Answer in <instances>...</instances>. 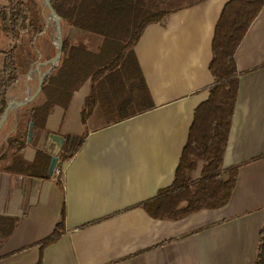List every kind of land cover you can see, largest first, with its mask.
Returning <instances> with one entry per match:
<instances>
[{
	"label": "crops",
	"instance_id": "crops-1",
	"mask_svg": "<svg viewBox=\"0 0 264 264\" xmlns=\"http://www.w3.org/2000/svg\"><path fill=\"white\" fill-rule=\"evenodd\" d=\"M228 1L194 0L171 9L176 11L164 27L144 30L135 55L146 91L115 112L120 122L106 124L99 103L82 124L80 112L90 91L86 82L66 110L55 108L45 129L33 131L19 155L27 165L39 152L50 163L44 146L51 133L64 138L60 156L77 149L61 163L60 181L48 175V168L44 179L43 170L37 176L0 167V220L13 225L8 237H0V264H35L33 246L59 223L62 207L66 233L44 250L42 264H253L264 226V160L258 158L264 154V7L234 57L243 75L222 168L248 163L238 171L230 202L178 221L155 220L139 207L173 181L193 112L213 83L208 70L213 28ZM70 28L66 34L72 42L90 48L103 42L98 35ZM10 45L0 31V51ZM2 60L0 54V79ZM31 80H24L26 90ZM147 92L153 108L132 114L147 104ZM125 99L121 95L120 103ZM92 119L96 125L81 134ZM7 128L8 120L0 147ZM201 170L197 163L193 180Z\"/></svg>",
	"mask_w": 264,
	"mask_h": 264
},
{
	"label": "trees",
	"instance_id": "trees-1",
	"mask_svg": "<svg viewBox=\"0 0 264 264\" xmlns=\"http://www.w3.org/2000/svg\"><path fill=\"white\" fill-rule=\"evenodd\" d=\"M42 0H0V31L11 40L7 51H0L2 68L0 79V119L7 108L11 87L20 77L35 68L40 50L44 57H55L52 45L55 36L44 34L46 22L40 11ZM170 0H50L60 17L63 45L60 63L43 81L36 99L17 111L18 126L0 147V167L6 172L32 171V175L48 179L49 157L39 152L32 165L20 158L27 147L30 124L33 131L45 129L46 120L55 108L66 110L74 94L86 83L90 91L80 112L85 125L97 105L103 109L106 124L121 121V112L136 93L146 91L135 48L144 30L150 25H166L176 10L166 8ZM164 3V6H163ZM166 6V7H165ZM264 7V0H229L214 24L211 40L209 73L213 83L207 88V99L193 112V120L186 143L175 170L171 185L139 205L155 220L178 221L201 211H215L225 207L236 187L239 169L246 163L227 169L222 159L228 144L231 121L239 90V73L235 53L252 23ZM48 10L46 9V12ZM67 27L103 38L99 47L90 48L67 37ZM38 37V38H37ZM52 50L55 55H52ZM46 71L44 69L41 75ZM40 75V76H41ZM37 81L39 75L36 77ZM31 83L29 82V85ZM17 89L21 94L26 84ZM125 101H119L121 95ZM147 104L135 113L153 108L150 95ZM24 100L20 99V101ZM14 127V117L8 120L6 134ZM77 149L64 156L58 165L71 159ZM264 160V154L258 157ZM197 163H202L200 177L192 179ZM62 179V174L58 179ZM215 225V224H214ZM213 225V226H214ZM13 225L0 220V237H8ZM195 231L193 233H197ZM66 233L65 210L61 209L59 223L53 231L34 244L38 252L35 264H42L44 250L58 242ZM1 259V258H0ZM253 264H264V226L260 230Z\"/></svg>",
	"mask_w": 264,
	"mask_h": 264
},
{
	"label": "water",
	"instance_id": "water-1",
	"mask_svg": "<svg viewBox=\"0 0 264 264\" xmlns=\"http://www.w3.org/2000/svg\"><path fill=\"white\" fill-rule=\"evenodd\" d=\"M42 9L48 10L49 15L46 17L44 14L42 16L45 19L46 22V28L44 31V34L47 33L49 30L55 31V46H56V55L52 59H43L40 52H38V61L36 62L35 68H33L25 78L20 77L16 83L11 87L18 85L19 83L23 82L24 80L29 81L33 79L35 73L39 71V68L44 65L48 64L47 70L39 77L38 83L36 86V91L32 94L33 89H27L26 92L23 94L25 99L23 101H12L9 98L7 99V108L3 114V116L0 119V134L2 133L5 123L7 122L9 116L12 114L14 117V127L12 128L11 132H9L5 137L4 140L6 142L7 138L12 135V133L16 130L18 126V121L16 119L17 111L25 107L29 104H31L35 98L37 97L38 93L40 92L41 86L43 84L44 79L54 70L58 67L62 55V45H63V32L60 26V17L55 13L53 8L51 7L50 0H43L42 3ZM38 38V37H37ZM33 138V125L30 124L28 135H27V143H31ZM64 144V138L56 135L54 133L48 134L44 151L50 156V163L48 167V175L52 176L55 167L58 165L59 162V156L62 151V147Z\"/></svg>",
	"mask_w": 264,
	"mask_h": 264
},
{
	"label": "rangeland",
	"instance_id": "rangeland-1",
	"mask_svg": "<svg viewBox=\"0 0 264 264\" xmlns=\"http://www.w3.org/2000/svg\"><path fill=\"white\" fill-rule=\"evenodd\" d=\"M192 1H194V0H170V2L166 4L167 7H166V6H165V7L168 8V9H173V8H177V7H180V6L186 5V4H188V3H191ZM42 3H43V0H42V2H41V4H40L41 15L44 14L46 17H48L49 12H48V11L46 12V10H43V9H42ZM43 18H44V17H43ZM67 29H68V31L71 30L70 27H67ZM48 32H50V30H49ZM48 32H47V33H48ZM45 34H46V33H45ZM82 39H83V38H82ZM52 45H53V47L56 48V46H55V39H54V41L52 40ZM91 45H92V44H91ZM38 52L41 53L40 50H38L37 53H38ZM41 55H42V53H41ZM52 55H53V56L55 55V53H54L53 50H52ZM42 58H43V59H44V58L46 59V58H48V57H44V56L42 55ZM51 58H53V57H49L48 59H51ZM44 69H47V66H42V67L39 68V71H38L37 73H35L33 79L30 81V83H31V84H30V87H28L27 89H30V88L33 89L32 86H33L34 88H36L37 83H38L36 77H37L38 75H39V77H40L41 72H42ZM22 78H25V77H22ZM22 83H25V81L19 83L17 86H19V87L21 88L20 85H22ZM19 87H17V89H18ZM11 89H12L11 96L8 97L10 100H15V99H16V101H20V99H23V98L25 97L23 94L25 93V90H26V89H24V92L21 93V94L17 93V92H19V91H17V89L13 90L14 87L11 88ZM32 93H33V92H32ZM31 95H32V94H31ZM17 97H18V98H17ZM10 116H11V115H10ZM10 116H9V118H10ZM9 118H8V120H9ZM96 123H97V122H96L95 119L90 120V121H89V125H88V127H87V128H84V129L82 130V133H81V134H83V132H85L88 128L92 127L93 125H96ZM80 138H81V136H79V137H78V140H75L74 142L77 143V141H79ZM31 259H32V258H31ZM27 260H28V259H27ZM29 261H30V260H29ZM31 261H32V262H31L30 264H33V260H31ZM23 264H25V263H23Z\"/></svg>",
	"mask_w": 264,
	"mask_h": 264
},
{
	"label": "built area",
	"instance_id": "built-area-1",
	"mask_svg": "<svg viewBox=\"0 0 264 264\" xmlns=\"http://www.w3.org/2000/svg\"><path fill=\"white\" fill-rule=\"evenodd\" d=\"M53 174H54V176H55V177H57V178H58V177H59V175L61 174V170H60V169H58L57 167H55Z\"/></svg>",
	"mask_w": 264,
	"mask_h": 264
}]
</instances>
